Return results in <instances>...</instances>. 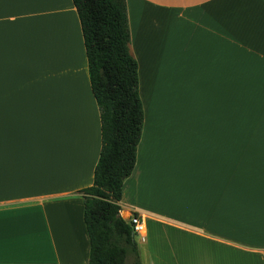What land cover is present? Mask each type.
<instances>
[{
    "label": "crops",
    "instance_id": "0c3cea01",
    "mask_svg": "<svg viewBox=\"0 0 264 264\" xmlns=\"http://www.w3.org/2000/svg\"><path fill=\"white\" fill-rule=\"evenodd\" d=\"M125 4L143 124L119 215L141 218L140 264H264V0ZM100 147L72 1L0 0V264H88Z\"/></svg>",
    "mask_w": 264,
    "mask_h": 264
},
{
    "label": "trees",
    "instance_id": "16d2710c",
    "mask_svg": "<svg viewBox=\"0 0 264 264\" xmlns=\"http://www.w3.org/2000/svg\"><path fill=\"white\" fill-rule=\"evenodd\" d=\"M71 1L100 119L101 147L92 185L80 191L88 264H140L132 227L119 215L123 183L134 169L143 124L125 0Z\"/></svg>",
    "mask_w": 264,
    "mask_h": 264
},
{
    "label": "rangeland",
    "instance_id": "374dc122",
    "mask_svg": "<svg viewBox=\"0 0 264 264\" xmlns=\"http://www.w3.org/2000/svg\"><path fill=\"white\" fill-rule=\"evenodd\" d=\"M262 132H264V131H262ZM121 217H123V218H125L126 217V215H123V214H121L120 215ZM126 219V218H125ZM158 228V229H157ZM148 233H149V235L151 236V235H153V234H162V233H165V234H170V232H167V228H162V227H155V226H149L148 227ZM139 240V239H138ZM136 242V241H135ZM155 246H157V248H159L160 249V252H162V251H166V247H165V244H162V243H158V244H156ZM137 248H138V246H137ZM166 255L164 254V257H165ZM168 260H170V258L168 259Z\"/></svg>",
    "mask_w": 264,
    "mask_h": 264
},
{
    "label": "built area",
    "instance_id": "2783aa9c",
    "mask_svg": "<svg viewBox=\"0 0 264 264\" xmlns=\"http://www.w3.org/2000/svg\"><path fill=\"white\" fill-rule=\"evenodd\" d=\"M126 221H128L129 224L131 225L132 231L134 234L138 235L142 232L143 225H142L141 218L138 215L129 214Z\"/></svg>",
    "mask_w": 264,
    "mask_h": 264
}]
</instances>
